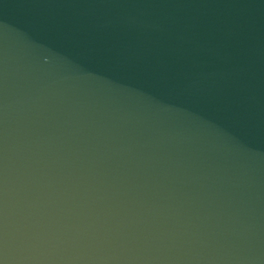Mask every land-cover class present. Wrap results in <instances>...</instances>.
<instances>
[{"label":"water","instance_id":"water-1","mask_svg":"<svg viewBox=\"0 0 264 264\" xmlns=\"http://www.w3.org/2000/svg\"><path fill=\"white\" fill-rule=\"evenodd\" d=\"M0 264H264V0H0Z\"/></svg>","mask_w":264,"mask_h":264}]
</instances>
